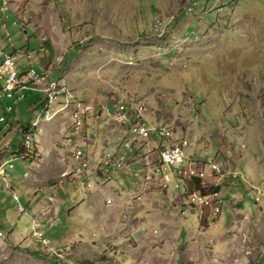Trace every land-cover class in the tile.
<instances>
[{"label": "rangeland", "instance_id": "374dc122", "mask_svg": "<svg viewBox=\"0 0 264 264\" xmlns=\"http://www.w3.org/2000/svg\"><path fill=\"white\" fill-rule=\"evenodd\" d=\"M13 1L16 13L11 4L7 11L0 12V18H9L5 26L0 25V45L21 50L19 61L28 49L31 67L40 72L48 69L53 79L65 78L73 89L71 109L57 103L61 99L66 103L65 96H61L53 110L42 90L52 122L60 119V124L71 125L72 116L78 114L84 125L87 118L99 140L112 132L117 145L104 146L101 142L99 152L130 154L139 150V155L129 157L136 162L138 157L147 156V166H134L138 168L135 180L143 181L154 172L149 166L153 159L158 160L159 148H150L145 137L126 148L124 137L119 136L128 130L121 126L131 130V122L117 123L111 118V127L101 124L115 112V105L108 103L122 102L135 119L129 103L144 98L148 104L144 114L153 120L147 119L159 128L161 123L173 127V143L184 147L190 158L206 162L204 166L196 160L192 164L200 186L218 191L214 187L223 179V194L218 191L223 206L215 218L205 207L183 214L179 203L184 192L176 187L169 189L170 185L163 190L159 179L150 178L136 193L132 190L133 173L126 168L108 182L102 178L101 185L96 184L97 177L84 179L81 173L73 177L82 180H70L68 175L64 181L69 182L50 187L46 180L59 184L63 178L49 174L51 158L56 153L66 158L62 163L70 169L73 154L71 157L65 150L74 148L71 144L56 145L51 137L54 143H48V133L40 135L39 128L32 135L42 157L33 159V164L15 157L11 148L5 151L6 142L0 143V159L4 155L3 160L13 161V165L9 163L13 170L7 167L11 172L8 177L0 172V210L7 212L3 228L19 242H11L4 250L1 245L7 234L2 232L0 264H264V0ZM3 6L0 0V9ZM198 14L208 20L219 16L212 36L203 33L206 26L199 31L191 25L186 31L188 22ZM161 23L163 26L155 27ZM211 37L215 38L212 46L221 48V57H214V52L207 57L210 45L200 46ZM42 46L43 51L39 49ZM48 51L52 55L48 56ZM194 51L200 56L188 58ZM49 58L50 62L45 63ZM19 66H23L21 62ZM33 94L14 103L10 114L13 127L18 122L36 123L38 112L43 113L41 119H47L44 103L37 104L32 112L27 107L35 103ZM77 104L79 111L75 112ZM79 104L90 106L86 115H82L84 106ZM60 106L67 111L56 114ZM95 114L101 118L94 122ZM177 122L186 127L187 134L182 127H175ZM21 129L19 126L10 133L17 131L19 137L13 139L17 150L22 141ZM73 130L65 128L62 138ZM131 137L133 132L126 136ZM153 139L159 145L161 137L154 135ZM213 161L222 162L221 172L216 173L208 165ZM28 177L38 185L36 195L31 192ZM12 180L18 200L6 189ZM185 182L186 186L191 184V189L196 187L194 178L187 177ZM97 186L108 189L110 195ZM20 203L30 209L20 211ZM40 213L50 217H40ZM36 230L47 248L39 250L45 256L38 257L39 261L33 257L34 252L29 254L23 249L31 243L40 248L35 241Z\"/></svg>", "mask_w": 264, "mask_h": 264}, {"label": "built area", "instance_id": "2783aa9c", "mask_svg": "<svg viewBox=\"0 0 264 264\" xmlns=\"http://www.w3.org/2000/svg\"><path fill=\"white\" fill-rule=\"evenodd\" d=\"M1 11H3V7L0 9V12ZM7 19V16L5 17V19L0 18V25H3V22H7ZM19 52L21 51L17 52L12 49H0V109H3L5 112L3 115H0V125L6 128H10L12 126L11 122L8 121L6 114L11 112V110L14 108L15 95L19 94L20 92L30 91L31 89H29V81L31 79L40 80L42 78V76H33V68L35 67L29 66L26 69H22L18 66L17 53L19 54ZM54 81H56V79H54ZM5 86H16V93H5ZM5 98L11 99L13 103L5 104ZM55 99H57V96H52V101L50 102L52 107L55 104ZM69 102L70 97L69 100H66V103ZM108 104L115 105V117L112 119L117 123L123 124L131 122L132 124L130 132L139 131V139L141 137L149 139L154 135L161 137L162 144L161 146H159L160 156H158L157 161L153 159L154 162H151L149 168L153 169L154 172H152V175L144 177L147 182L150 178H157L161 181V188L163 190L168 188L170 185L171 187H169V189L172 188L174 190V188L176 187L178 188L179 192H184L183 195H180L179 203V208L181 209L183 214L189 211L194 212L198 207H205L212 210V213H210L209 215L212 218H215L221 213V209L223 206V196L218 191H202L197 189L196 187L191 189V184H189V186L185 185V179L187 177H191L192 179V173H196L193 171L194 169L192 167V164H195V158H190L186 153L184 147L175 148V143H173V138L175 137V129L167 124H162L161 119L155 118L158 119L162 125H164V132L153 131L151 128L147 127V118H153L144 114V110L148 108V104L145 103L144 98L135 101V106L129 107V109L131 110L143 111V118H135L139 121H144L143 123H140L138 120H136L138 124L135 122V119L129 118V110L126 109V107L122 106V102H113ZM89 110L90 106H84V112L82 115H86ZM96 117L98 119L101 118L100 115H97ZM80 118L81 115L72 116L71 126L74 127V134L77 136V138L74 136L68 138V143L71 144L74 148V150L70 151V153L76 154V161L73 163L71 172H82L84 173L85 178L89 177L88 174L93 172V170L96 168L93 169L92 162L85 153V146H83V144L88 142L89 137L87 132L83 130V127L85 125L82 123ZM109 119L111 118H105V121L101 125L111 127L108 122ZM78 140L82 141L83 144H79ZM138 141H130V138L125 137L123 139V144L126 148H130L134 142ZM129 155L130 154L125 153H106L104 151L101 155L102 160L99 162L100 167L98 168L102 170V177H98L97 181L95 182H99L100 185V181L102 178H104L105 182H108L113 179V175H115L116 172L129 167L131 163H134L130 160ZM146 157L145 159H142L140 157V160L143 162L144 166H147L144 163ZM185 162H187V166H184ZM198 164H202V166H204L206 162H200ZM208 165L212 167L213 171H215L216 173L221 172V161H213L210 163L208 162ZM0 172L6 177L9 176V173L6 170H0ZM145 180L135 181L132 184V190L136 193L138 192V190H142ZM173 183L175 186H172ZM19 209L26 213V209L21 204L19 205ZM201 213L202 212L199 211V215H202ZM35 224H37V226H40L38 223ZM34 233L37 238H39L40 232L36 230L34 231Z\"/></svg>", "mask_w": 264, "mask_h": 264}, {"label": "crops", "instance_id": "0c3cea01", "mask_svg": "<svg viewBox=\"0 0 264 264\" xmlns=\"http://www.w3.org/2000/svg\"><path fill=\"white\" fill-rule=\"evenodd\" d=\"M192 1V0H191ZM14 2L15 1H13V0H9V4H11V6H13L14 5ZM229 9H227V11H228ZM13 11L16 13V9H15V7L13 6ZM218 17L219 16H217L216 18H214L213 20H208V19H205V17H203V15H201V14H198L197 16L195 15L194 16V20L192 21V20H190L188 23H190L189 25H188V27L187 28H185L186 29V31L190 28V26L191 25H194V28L195 29H198L199 31H200V27H202V26H206V31L205 32H203V33H208V34H210L211 36H212V33H214V31L212 32V30L214 29V28H216V25H217V23H219L218 22ZM199 20V21H196V20ZM223 20V19H222ZM75 22H77L76 20H75ZM197 22V23H196ZM225 22V20H223V23ZM195 23H196V26H195ZM224 25V24H223ZM198 26V27H197ZM223 29H224V27H223ZM185 31V32H186ZM184 33V32H183ZM188 33V32H187ZM203 33H201V34H203ZM218 34H220L221 35V33H218ZM44 39H46V38H44ZM47 40V39H46ZM213 40H215V38L214 37H211L209 40H204L203 41V43L202 44H200V46H204V45H206V44H208V45H210V51H209V53H210V55L209 56H207V57H211L212 56V52H214L215 54H214V57H221L222 55H223V52H220V50H221V48H214L213 46H212V43H213ZM48 42V41H47ZM206 43V44H205ZM11 45H12V42H11ZM196 45H198V44H196ZM9 47V46H8ZM12 47L13 48H11L12 50H15V51H21V50H18L17 48H15V46H13L12 45ZM161 47V46H160ZM0 48L1 49H9V48H7V47H4V46H1L0 45ZM50 48H51V46H50ZM156 49H158L157 48V46L155 47ZM41 51H43V50H45V47L44 46H42V47H40L39 48ZM51 49H53V48H51ZM212 49V50H211ZM220 49V50H219ZM190 50H195V48L194 49H190ZM204 50H208V49H204ZM222 51V50H221ZM22 52V51H21ZM45 52H47V51H45ZM196 51H194V52H192V54L193 55H191L190 57H188V58H191V57H193V56H195V57H197L196 55H198L197 53H195ZM30 51L27 49V50H25L24 52H23V54L21 55V58H20V61H19V59L17 60V62L19 61V62H21L22 63V67L21 66H19V62H18V66L20 67V68H22V69H26V68H28L29 66H31V63H30ZM48 56L49 55H52V53H50V51H48ZM53 53H54V50H53ZM168 53V52H167ZM173 53H175L174 51H173ZM19 54H20V52H19ZM18 53H17V55H19ZM207 55V54H206ZM48 56H47V58H48ZM198 56H200V55H198ZM206 57V58H207ZM183 58H187V57H183ZM198 58V57H197ZM50 60H51V58H49V60H46L45 61V63H47L48 64V61L50 62ZM214 60H216V58L214 59ZM44 63V64H45ZM223 63V62H222ZM28 65V66H27ZM223 65H224V63H223ZM44 70V69H43ZM46 70H48V69H46ZM45 71V70H44ZM51 72V71H50ZM58 76H61V74H58ZM62 77V76H61ZM55 79H60L59 77H57V78H55ZM65 79V78H64ZM63 79V80H64ZM67 82V81H66ZM71 88V87H70ZM31 93H34L33 95H34V100H35V103L34 104H30L29 106H27L28 108H29V110H30V112H32L34 109H35V107H36V105L37 104H39V103H43V101H44V99H43V96H42V94H44V93H40V91L38 92V90H30V91H27V95H26V98L28 97V95H30ZM32 95V96H33ZM45 96V95H44ZM25 98V99H26ZM4 103L5 104H12L13 102H12V100L11 99H8V98H5L4 99ZM135 102H133V101H131L129 104H130V106L129 107H132L133 106V104H134ZM75 106V112L78 110V108H77V106H78V104L77 105H74ZM69 107V106H68ZM113 107H114V105H113ZM124 107H126L125 105H124ZM15 108V107H14ZM14 108H13V110H14ZM60 109H61V106H60ZM60 109H58V110H56V114H58L59 112H63L64 113V111H67V109H65V110H60ZM12 110V111H13ZM79 111V110H78ZM5 112H4V110L3 109H0V115H3ZM7 113V112H6ZM35 113H37V110H35ZM40 113H42V112H38L37 113V116H36V119L38 118V116L40 115ZM115 112H113V113H111V115L112 114H114ZM10 114H11V112H9V113H7L6 114V116H7V119H8V121L9 122H11V124H12V126H11V128H6V127H3L2 125H0V143H2V142H6L5 143V145L3 146V148L5 149V151H6V149L7 148H11V152L12 153H15V157H18V158H21V159H24V156L22 155V156H20L19 155V153H18V151L20 150V148L17 150V149H15V146H14V144H13V139H14V141L19 137L18 135H17V131L16 132H13L12 134H10L11 133V131L12 130H17V128L19 127V126H21L22 127V129H21V131H20V135H21V138H23V136H22V134H21V132L24 130V129H26V131H28L29 129H30V126L32 125V124H30V122H28L27 124L26 123H21V122H18V124H17V126H14L13 127V123H12V121H11V119H10ZM75 114V113H74ZM65 115H67V114H65ZM99 115V114H98ZM94 116V122L96 121V120H99L96 116V114L95 115H93ZM109 118H111V117H109ZM129 118H131L130 117V114H129ZM155 118H156V116H155ZM43 120H45V122L43 123V124H41V126H39L38 128H36L35 127V129L37 130L38 129V131H39V128H41L42 129V133H40V135H44V134H46V133H48V137L46 138L47 139V141H48V143H54V142H50V137H51V140L53 141H55V144L57 145H59V144H62L64 147H66L67 146V144H69L68 143V138H71L72 136H74V137H76L77 138V136L74 134L75 132H74V127H72L71 125H65L64 123H61L60 124V119H57V120H55V122H52V120H50V119H41L40 118V120H39V122H41V121H43ZM38 122V123H39ZM57 122V123H56ZM69 122V121H68ZM94 122H92V124H94ZM70 123V122H69ZM70 124H72V123H70ZM85 126L83 127V130L85 131V132H87V134H88V137H89V140H88V142L87 143H85V144H83L82 143V141H80V140H78V143H80L81 145L83 144V146H85V153L87 154V156L89 157V159L91 160V162H92V165H93V169L94 168H96V169H98L100 166V161H101V155H102V153H100L99 151H100V145H101V142H103V145L104 146H109L110 144L114 147V146H116L117 145V143H118V141L116 140V138H114L113 136H112V132L110 133V135L107 137V138H103L102 140H99V136H98V134L96 133V132H93V131H91L92 130V126H89V123H88V120H87V118H86V120H85ZM65 126V127H64ZM182 127V129H181V131H183L185 134H187V129H186V127L184 126V125H182V124H180V122H177L176 123V125H175V127L177 128V127ZM17 127V128H16ZM121 127H126V128H128V130L127 131H125L124 130V133H121V135L119 136V139L121 138V137H126V136H128L129 134H130V131H129V127H127L126 125H124V126H121ZM24 128V129H23ZM66 128V130L69 128L70 130H73L71 133H69V134H67L66 133V135L62 138V135H63V133H64V129ZM185 130L187 131V132H185ZM114 131V130H113ZM176 132V131H175ZM178 132H180L179 131V128H178ZM178 134V133H177ZM97 135V136H96ZM133 135H134V138H130V141H138V139H139V136H137V134H136V131H133ZM179 135V134H178ZM9 136V138H6V137H8ZM36 136V135H35ZM110 136H112L113 138H112V140H111V142L109 143V137ZM118 139V140H119ZM22 140V139H21ZM61 140V141H60ZM148 142H150V148H152L153 147V149L155 148V149H157V148H159V146H161V144H162V139H161V141H160V143H158L159 145H157L155 142H154V139H153V137L152 138H149L148 139ZM147 140H146V145H148L147 143ZM21 144H23V142H21ZM19 146V145H18ZM120 146H118V148H119ZM40 145L38 144V142L36 141V142H34V153H35V155L33 156V159H35V158H37L38 156L40 157H42V155L40 154ZM150 149H148V151H149ZM66 152V154H69L70 153V151H67V150H65ZM6 153H9V152H6ZM56 153V152H55ZM100 153V154H99ZM136 153H138V155L141 153L139 150H137L136 152L135 151H133V152H131L130 154L132 155V156H135L136 155ZM197 154V153H196ZM37 155V156H36ZM5 156H6V154H5ZM3 157H4V155L2 156V158L0 159V170H6L8 173L10 172V171H8L7 170V167L8 168H10V170H13V166L12 167H10V164H12L13 165V161H11L12 159L11 158H9V159H6V160H3ZM38 157V158H39ZM37 158V159H38ZM74 158V157H73ZM139 158V157H138ZM137 158V161L136 162H134L133 164H132V166L131 167H129L128 168V172H130V173H133V175L135 176V174H136V172H138L137 171V169L138 168H134V166L135 165H142L141 167H145L144 165H143V163H142V161L140 160V159H138ZM32 158L31 159H29V160H31V164H33L34 163V160H33ZM41 158H39V160H40ZM64 159H66V158H62V157H60L59 156V154H57L56 153V157H54V158H51V160H50V167L49 168H51V171L49 172V174H56V176L58 177V176H60V177H63L62 179H60V182H58L59 184H54V181L52 180V179H50V180H46L47 182H46V184L48 185V186H53L54 188L55 187H59L60 186V184H63L64 182H69L70 180H75L72 176H70L71 178H70V180L69 181H67V180H65L64 181V179H66L67 177L66 176H68V175H71L70 174V171H71V169H72V167H73V161H72V159L70 160L71 161V167H70V169H67L66 168V166L62 163L63 161H64ZM195 160L198 162V163H200L201 161L200 160H198L197 159V157H195ZM74 161H76V159H74ZM6 163V164H5ZM10 163V164H9ZM47 163V162H46ZM202 163H203V161H202ZM1 164L3 165V164H5L4 165V167L3 166H1ZM52 166V167H51ZM48 167V166H47ZM141 167H139V168H141ZM15 168V167H14ZM67 169V170H66ZM11 173V172H10ZM9 173V174H10ZM13 174V173H12ZM75 173L74 172H72V175L73 176H75L74 175ZM11 176V175H10ZM88 176H89V178H91L92 176L93 177H95L94 176V174H88ZM133 176V177H134ZM87 179V178H86ZM17 180H19L20 182H21V184H23V182L20 180V179H17ZM79 180H81V179H79ZM12 182H14L13 180L12 181H9V185H7V190H9V191H11L12 193H16L15 192V190H14V187H13V184H12ZM86 183H88V182H86ZM28 185L31 187V192L32 193H34V195H36L37 194V183L36 182H32V179H31V177H28ZM91 185V184H90ZM101 185V184H100ZM12 186V187H11ZM218 187H214V188H216V189H218V191H220L222 194H223V179H221V181H220V183L217 185ZM99 189H101L103 192H105L106 193V195L108 196V195H110V191H108V189H106V188H102V186L101 187H99V186H97ZM17 194V193H16ZM13 195V194H12ZM89 196L91 195V194H88ZM19 198V197H18ZM14 199V198H13ZM14 200H16V199H14ZM117 200V199H116ZM118 202H122L121 200H118ZM50 203V202H49ZM20 205V204H19ZM22 205V204H21ZM23 205H25L24 203H23ZM47 207H49V206H47ZM27 208L28 209H30V207L29 206H27ZM20 210V209H19ZM32 212V211H31ZM53 212H55V211H53ZM73 211L72 210H70L69 211V213L71 214ZM7 213V212H6ZM6 213H3V210H0V238H1V234H2V232L3 233H6L7 234V240H5V239H3V243H2V245L1 246H5L4 247V250H5V248L6 247H8L9 245H10V243L12 242H15V243H19L18 241H16L13 237H12V232L11 231H9V230H4V224H5V222L7 221L6 220ZM69 215V214H68ZM146 216H148L149 214H148V212H146V214H145ZM38 216H40V217H50L49 215H47V213H45V214H38ZM51 219H53V218H51ZM50 219V220H51ZM154 222V220H152V221H150V223H153ZM38 223V222H37ZM38 224H40V223H38ZM34 225H35V222H34ZM134 225H136V224H134ZM6 231V232H5ZM42 231V230H41ZM44 233V232H43ZM47 237V236H46ZM48 239H49V237H47ZM35 241L37 242V243H40V248H37V247H35V246H32V243L31 244H29L28 246L26 245L23 249H24V251L25 252H28L29 254H31V253H33V257L37 260L38 259V261H39V258L42 256V257H45L44 255H43V251H47V248L42 244V242L39 240V238H35ZM49 243V242H48ZM9 244V245H8ZM8 245V246H7ZM55 245V244H54ZM32 246V247H31ZM42 246V247H41ZM58 247V246H57ZM60 247H67V246H60ZM41 249H43V251H39V250H41ZM2 251H3V249H2ZM39 257V258H38Z\"/></svg>", "mask_w": 264, "mask_h": 264}, {"label": "bare ground", "instance_id": "6f19581e", "mask_svg": "<svg viewBox=\"0 0 264 264\" xmlns=\"http://www.w3.org/2000/svg\"><path fill=\"white\" fill-rule=\"evenodd\" d=\"M2 1H4L3 11H7L8 10L7 6H9V1L8 0H2ZM196 4H197V1H195L194 5H196ZM192 10H193V7H191L189 9V12L192 11ZM5 24H6V22H3V26H5ZM161 26H163V23H161L160 25L159 24H155L156 28H159ZM33 76H42V78L40 80L31 79L29 81V89L38 90V92L40 91V93L43 90L45 93H47L48 100H50V101H52V96H57V99H55V101L58 100L61 96H65L66 100H69V97H70V102L69 103H65L64 100H62V99L57 102L58 104H60L62 106L63 105L69 106L72 103L71 99L74 97L73 91L68 87V85L64 81H63L64 83L60 82L58 79H56V81H54V79L51 77L52 76L51 72H49L47 70H45V71L42 70L40 72V71H38L35 68H33ZM5 93H16V86H5ZM26 95H27V92H20L19 94H16L15 95V102L24 100L26 98ZM42 96H43V99H44L43 103L45 105L46 117H47V119H49L52 116L51 115L52 112H50V109L52 108V110H53V107L52 106H51V108L48 107V104H47V101L45 99L44 94H42ZM84 103H86V102H84ZM145 103H147L146 100H145ZM133 105L135 106V103ZM79 106L83 107L84 105L79 104ZM64 107H62L60 110H62ZM69 108L71 109V105L69 106ZM12 110H11V112H12ZM134 112H135L136 118H143V111L142 110H134ZM41 115L38 116L36 123L32 124L30 126V129L23 136L24 145H25L26 149L29 150V152L32 150V147H33L34 135H32V134H34V132L38 130V129L36 130L35 127H36V124H38L39 118L41 117ZM76 116H79V115L76 114ZM114 117H115V113L111 116V118H114ZM150 120H153V119H150ZM147 127L151 128L153 131L164 132V125L161 124V128H159L158 126H156V124H154L153 122H151L149 120H147ZM31 131H33V133H31ZM132 132L133 131H131L130 134ZM26 134H28V135L25 137ZM136 134L139 135V131H136ZM175 148H180V146L178 144H175ZM73 157H74V159H76V154H73ZM81 173L82 172H75V174L78 175V176ZM71 175H72V172H71ZM196 177H197L196 173H192V178H196ZM96 184H99V182H96ZM86 187H88V186H86ZM14 197H15L16 200L19 199L18 195L16 193H14ZM51 249L53 250L52 247H51ZM59 250L61 252H63V249H59ZM53 251H55V250H53ZM66 253H67V251H66ZM64 258L61 257V259H64Z\"/></svg>", "mask_w": 264, "mask_h": 264}, {"label": "trees", "instance_id": "16d2710c", "mask_svg": "<svg viewBox=\"0 0 264 264\" xmlns=\"http://www.w3.org/2000/svg\"><path fill=\"white\" fill-rule=\"evenodd\" d=\"M211 10V9H210ZM42 70V69H41ZM27 131H26V129H24L22 132H21V134H22V136H24V134L26 133ZM31 133H33V131H31ZM29 134V133H28ZM28 134H26L25 135V137L28 135ZM22 139V141L21 142H23V144H20V146L18 147V149L20 148V150L18 151V153H19V155L20 156H22L24 153H25V149H26V147H25V145H24V139L23 138H21ZM24 147V148H23ZM34 147V146H33ZM27 150V149H26ZM32 151H34V149H32L30 152H29V150H27L26 151V153H28V154H26V156L27 157H24V159H33V157H32V155H30L31 153H32ZM33 155H35V153H33ZM71 155V157H72V154H70ZM132 164L133 163H131L130 165H129V167H131L132 166ZM129 167H126V169H128ZM125 169V170H126ZM120 171H122V170H120ZM90 174H94V176L95 177H102V170L101 169H94L93 170V172H91ZM76 175V174H75ZM134 176V175H133ZM74 177H80V176H78V175H76V176H74ZM113 178H114V175H113ZM135 178H136V175L134 176V180H133V183L136 181L135 180ZM78 179H81V178H78ZM82 180V179H81ZM194 181L196 182V188L197 189H199V190H202V191H206L205 189H203L200 185V183H201V181H200V179L198 178V177H196V178H194ZM87 185H90V183H87ZM214 190H218V189H216V188H214ZM12 194H14V193H12ZM14 198V197H13ZM21 204V203H20ZM22 206L25 208V209H27V206L26 205H23L22 204ZM28 210V209H27ZM21 211V210H20ZM23 212V211H22ZM43 232V231H42ZM44 234V233H43ZM44 237H45V235H44ZM47 238V237H46ZM40 240V239H39ZM50 240V239H49ZM51 244H52V242H51ZM52 245H54V244H52ZM54 246H56V245H54Z\"/></svg>", "mask_w": 264, "mask_h": 264}, {"label": "clouds", "instance_id": "9594fccd", "mask_svg": "<svg viewBox=\"0 0 264 264\" xmlns=\"http://www.w3.org/2000/svg\"><path fill=\"white\" fill-rule=\"evenodd\" d=\"M60 80L66 82V81L63 80V79H60ZM66 83H67V82H66ZM68 85H69V84H68ZM71 89H72V88H71ZM72 91H73V89H72ZM10 128H11V127H10ZM34 138H35V137H34ZM33 146H34V141H33ZM23 148H24V147H23ZM33 148H34V147H33ZM33 153H34V151H32V153L30 154V155H32V157L34 156ZM26 154H28V153H26V149H25V153L23 154V156H24V157H27ZM36 156H37V155H36ZM38 157H39V156H38ZM38 157H37V158H38ZM70 174H71V173H70ZM71 176H72V175H71ZM72 177H73V176H72ZM73 178H74V177H73ZM88 178H89V177H87V179H88ZM74 179H78V178H74ZM84 179H86V177H85Z\"/></svg>", "mask_w": 264, "mask_h": 264}]
</instances>
